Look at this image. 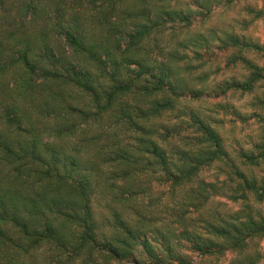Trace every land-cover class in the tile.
<instances>
[{
    "label": "trees",
    "instance_id": "trees-1",
    "mask_svg": "<svg viewBox=\"0 0 264 264\" xmlns=\"http://www.w3.org/2000/svg\"><path fill=\"white\" fill-rule=\"evenodd\" d=\"M262 20L264 0H0V264H198L264 241Z\"/></svg>",
    "mask_w": 264,
    "mask_h": 264
},
{
    "label": "rangeland",
    "instance_id": "rangeland-1",
    "mask_svg": "<svg viewBox=\"0 0 264 264\" xmlns=\"http://www.w3.org/2000/svg\"><path fill=\"white\" fill-rule=\"evenodd\" d=\"M258 6L261 7L262 4L259 2ZM239 11H230L228 13L219 15L213 22L210 23L209 27L211 28H218V27H225L235 18H238ZM251 38L264 43V20L258 22L248 33ZM222 77L216 79L215 82L222 80ZM251 97H245L240 99L239 96L236 98L228 99L227 102L229 104L238 107L244 112H248V108H246V104L250 101ZM197 106L202 105L203 109L212 108L215 109L214 106L206 105L205 103L196 104ZM192 106V105H191ZM197 106L194 108L198 109ZM222 136L226 141L227 148L229 150H233V145L237 142L245 144L247 137L253 136V128H248L247 130L242 129L241 126L232 130L230 127L223 128L221 131ZM232 146V147H231ZM260 171H258L259 173ZM209 175V174H208ZM213 209H218L221 212H226V210L232 209L233 211L237 210V207H232L231 204L228 202L226 198H219L215 202H213L212 206ZM244 255H230L228 254L225 258L221 260L216 259H204L202 260L200 257L195 256L194 260L198 261V264H249L248 261L244 260L245 256H249L258 260L257 264H264V260L259 259V256L264 255V241H257L254 245H252L246 252L243 253Z\"/></svg>",
    "mask_w": 264,
    "mask_h": 264
}]
</instances>
